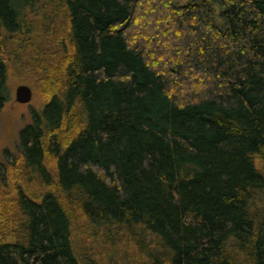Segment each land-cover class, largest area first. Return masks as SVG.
<instances>
[{"label": "trees", "instance_id": "trees-1", "mask_svg": "<svg viewBox=\"0 0 264 264\" xmlns=\"http://www.w3.org/2000/svg\"><path fill=\"white\" fill-rule=\"evenodd\" d=\"M144 1L0 0V264H264V0Z\"/></svg>", "mask_w": 264, "mask_h": 264}, {"label": "rangeland", "instance_id": "rangeland-1", "mask_svg": "<svg viewBox=\"0 0 264 264\" xmlns=\"http://www.w3.org/2000/svg\"><path fill=\"white\" fill-rule=\"evenodd\" d=\"M151 3L145 0L141 5L142 9L137 11V15L144 16L143 11H146V7L148 11V5ZM19 72L20 70H16L15 74L9 76L7 81L9 100L0 110V164L8 162V157L17 154L18 132L24 125L31 122V111L40 108L41 97L33 82L23 78L22 75L18 76ZM20 85H26L31 89L32 97L27 103H20L15 99L16 89Z\"/></svg>", "mask_w": 264, "mask_h": 264}, {"label": "water", "instance_id": "water-1", "mask_svg": "<svg viewBox=\"0 0 264 264\" xmlns=\"http://www.w3.org/2000/svg\"><path fill=\"white\" fill-rule=\"evenodd\" d=\"M32 93L31 89L26 85H20L17 87L15 92V99L20 103H27L31 100Z\"/></svg>", "mask_w": 264, "mask_h": 264}]
</instances>
